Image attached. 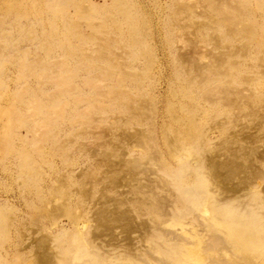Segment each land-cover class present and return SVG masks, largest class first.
<instances>
[{
    "label": "rangeland",
    "instance_id": "rangeland-1",
    "mask_svg": "<svg viewBox=\"0 0 264 264\" xmlns=\"http://www.w3.org/2000/svg\"><path fill=\"white\" fill-rule=\"evenodd\" d=\"M261 99L264 0H0V264H249L210 229L204 164L264 133ZM239 175L215 197L249 210Z\"/></svg>",
    "mask_w": 264,
    "mask_h": 264
},
{
    "label": "bare ground",
    "instance_id": "bare-ground-1",
    "mask_svg": "<svg viewBox=\"0 0 264 264\" xmlns=\"http://www.w3.org/2000/svg\"><path fill=\"white\" fill-rule=\"evenodd\" d=\"M222 15V14H221ZM221 19H225L224 22H228V24L230 25H235V23L231 22L229 17L227 16H223V18L221 17ZM213 26V25H212ZM237 27V26H235ZM241 28V31L245 32V33H249V29L248 28H244V27H240ZM218 60V59H217ZM220 60V59H219ZM223 60V59H222ZM222 61H219V63H221ZM221 66V65H220ZM197 70V69H196ZM223 71V70H220V72ZM199 72V70H198ZM197 72V73H198ZM218 72V73H220ZM201 73L203 72H199V74L201 75ZM225 73H226V70H225ZM201 78H204V77H201ZM249 79V78H248ZM204 80V79H203ZM244 80V79H243ZM242 80V81H243ZM246 80V79H245ZM247 81V80H246ZM248 83V82H247ZM244 89V88H243ZM246 89V88H245ZM244 89V91H241V92H245L246 90ZM248 92H252V91H249V88H247ZM206 92V91H205ZM234 92H237L234 90ZM239 92V91H238ZM240 92V94H241ZM243 94V93H242ZM245 94V93H244ZM231 95H235L234 93L228 91L227 89H225L224 87H222L221 89L219 87H214V88H211L209 90H207L206 92V101H211L212 103L213 102H218V103H222V105H246V104H249L248 103V100H249V94L246 92V95H243L242 97H240L239 99H241V103L238 102V100H234L232 99ZM251 95V93H250ZM262 102H264V99L262 100ZM210 103V102H209ZM250 106V105H249ZM263 108V107H262ZM252 115L249 114L247 117L249 119L246 120L248 121L249 125H250V122L251 121H254L256 119V114L254 113L253 110H250ZM261 112V110H260ZM259 112V114H260ZM262 113V112H261ZM246 117V116H245ZM245 121V122H246ZM225 123V122H223ZM223 123L219 124L218 125V128H221L223 126ZM246 125V123H243ZM252 125V124H251ZM248 126V124H247ZM247 126H246V130L247 129ZM258 126H260L261 130L264 131V125H261V124H258ZM242 127V126H241ZM240 126L238 127L239 129H243V130H238V131H244L245 132V128L243 126V128H241ZM237 128V129H238ZM249 128V133H251L252 131L250 130V127ZM190 130V129H189ZM260 130V131H261ZM251 131V132H250ZM241 132H239L238 134H240ZM243 132V133H244ZM247 132V131H246ZM245 132V133H246ZM132 133V132H131ZM129 134V135H132L133 134ZM244 133V134H245ZM113 134V133H112ZM127 134V133H126ZM234 134V133H233ZM236 134V133H235ZM234 134V135H235ZM242 134V135H244ZM248 134V133H247ZM237 135V134H236ZM241 135V134H240ZM114 136V134H113ZM128 137V136H127ZM245 137H246V134H245ZM264 137V133H262L261 136H257V137H253V135L249 134V147L247 145V147L249 149H247L246 147L243 149L244 146H240L238 145V148L240 149H237L235 148L234 151H231L229 150L227 147H229L230 145V148L232 149V147H235L236 145L235 144H232V143H237V139L234 140V136H231L229 137L228 139L224 140L223 143H222V148L220 147V151H222L225 155H226V159H224V157L222 159H220V157H218V154L221 155L222 152H219L217 153V156L216 154H213V155H210V156H207L206 158V163L204 164L205 168L207 169V172L208 174L212 177V179L214 180L212 184L215 185V187L217 185L221 186L222 187V184H225L226 181H229L231 179L238 181L236 176H241L239 175V173L241 174L243 172V174L245 173V176L246 178L248 179L247 181H249V193H251L252 195L249 196V210L247 209H238V208H233V207H230L228 204H225V203H220L217 201L216 197H215V193H216V190H215V187L210 189L209 186L210 184L209 183H206V189H207V198L209 199V211L211 212V214L213 215V218L211 219V224H210V229L212 230L213 233H216V232H220V233H223V235L225 236L224 238H226L228 240V242H232L233 244V248L237 251H240L241 253V259L242 260H246L247 257L249 256V264H257L259 263L260 261L264 260V141L261 140L260 138ZM134 138V137H133ZM140 138L138 137V140ZM244 139V138H243ZM131 140V139H130ZM242 140V139H241ZM127 141V140H126ZM129 141V140H128ZM127 141V142H128ZM136 141V139L134 140ZM133 141V142H134ZM245 141V140H243ZM247 140L244 142H240L239 140V143L241 145V143L243 144H247L246 143ZM138 143V142H137ZM257 143H260L262 147L260 149V147H258L256 144ZM142 144V142H141ZM238 144V143H237ZM140 145V144H139ZM137 145V146H139ZM231 145H233L231 147ZM142 146V145H141ZM140 147V146H139ZM247 149V150H246ZM233 150V149H232ZM235 153V154H234ZM238 153V154H237ZM241 155V156H240ZM216 157H218L219 160H216ZM224 156V155H222ZM236 156H240L239 159H237L238 157ZM109 159V157H108ZM135 160V159H134ZM258 160H260L262 163H260ZM111 162V160H108ZM119 162L120 160H116V162ZM122 161V160H121ZM120 161V162H121ZM123 162V161H122ZM120 163L119 165H122V164H127L125 161V163ZM134 162V161H133ZM113 163V162H111ZM115 163V162H114ZM135 165H136V168L135 171H139L138 167L141 165L139 164L137 161H135ZM138 163V165H137ZM153 163V162H152ZM260 163V164H259ZM118 164V163H117ZM130 164V163H129ZM258 164V165H257ZM109 165V164H108ZM111 165H114V164H111ZM116 165V164H115ZM118 165V166H119ZM131 165V164H130ZM129 167L133 168V166H130ZM135 167V166H134ZM142 166H140V169L143 170L144 168H141ZM129 168V169H130ZM138 168V169H137ZM120 169V168H119ZM128 169V168H127ZM133 169V170H134ZM132 170V169H130ZM132 170V171H133ZM140 170V171H141ZM145 170V169H144ZM134 171V172H135ZM148 171V170H146ZM145 171V172H146ZM183 173H191L189 170H182ZM144 171H142L143 173ZM141 173V172H140ZM150 173V172H149ZM152 173V172H151ZM206 173V172H205ZM204 172H202V176L205 175ZM137 174V172H136ZM237 176V177H238ZM244 176V177H245ZM244 178V179H246ZM133 179V178H131ZM239 179V178H238ZM234 180V181H235ZM242 180V179H241ZM195 181V180H194ZM235 181V182H236ZM196 183H199L196 182ZM245 183V182H244ZM112 185V182L110 183ZM116 184V181L115 183ZM236 184V183H235ZM239 185L242 184V182L238 183ZM246 184V183H245ZM244 184V185H245ZM248 184V183H247ZM113 187V185H112ZM226 187V186H225ZM237 187V186H236ZM241 187V186H240ZM247 187V186H246ZM234 188V187H233ZM235 189V188H234ZM243 189V188H242ZM241 189V190H242ZM232 190V189H231ZM230 192V190H228ZM234 192V191H233ZM239 192V191H238ZM102 196V195H101ZM100 196V197H101ZM102 197H106L105 195L102 196ZM100 202H102L101 200H103L104 202H106L105 200L106 199H99ZM112 200V199H111ZM110 200V201H111ZM114 201V200H113ZM116 202V201H115ZM163 203V202H162ZM165 203V202H164ZM105 204V203H104ZM113 205V203H111ZM107 207V205L105 204L104 207ZM162 206V205H161ZM164 206V205H163ZM191 206V205H190ZM103 208V207H102ZM101 208V209H102ZM164 209H166L165 207H163ZM191 210H195V207L191 206L190 207ZM113 209V207H112ZM187 209H189V207H187ZM55 210V213H56V209ZM111 210V209H110ZM106 211V210H105ZM164 211V210H163ZM59 212V210L57 211ZM60 212H62L60 210ZM60 212L57 213L59 214L58 216L62 217V215H60ZM97 212V211H96ZM63 213V212H62ZM98 213V212H97ZM100 213V212H99ZM116 213V212H115ZM56 214V215H57ZM108 214V213H107ZM164 214V213H163ZM166 214V213H165ZM109 215V214H108ZM116 215V214H115ZM129 215V214H128ZM167 215V214H166ZM57 216V217H58ZM104 216V215H103ZM117 216V215H116ZM108 217V216H107ZM109 218V217H108ZM113 218V217H112ZM115 218V217H114ZM120 218H123V215L120 214L119 215V219ZM117 219V218H116ZM118 219V220H119ZM114 220V219H113ZM120 221V220H119ZM132 221V220H131ZM75 222V221H74ZM103 222V218H99L98 220V226L99 228L101 227L100 226V223ZM110 222V221H109ZM114 222V221H113ZM121 222V221H120ZM108 223V222H107ZM115 223V222H114ZM127 223V221H126ZM77 224V223H76ZM95 225V224H94ZM103 225V223H102ZM141 225V224H140ZM107 227V226H106ZM129 227V226H128ZM110 228L107 227V229ZM121 228V227H120ZM97 229V228H96ZM95 229V231L97 232V230ZM101 229V228H100ZM99 229V230H100ZM78 230V229H77ZM101 230H104V229H101ZM80 231V230H79ZM78 231V232H79ZM135 231V230H134ZM100 232V231H98ZM95 233L94 234L92 233V235L94 237L96 236H99V233ZM103 232V231H101ZM80 233V232H79ZM104 233V232H103ZM166 239L164 240L166 243H168V241H170L167 237L168 235L167 234H164ZM194 237V235H190L189 236V239L188 238H185V237H179V238H174L173 240H175V244H177V247L176 246H170L168 247L167 244H163L165 246V252L167 253V255L169 257H172L171 253L173 252V250H175L176 248H185L187 247L185 244H190V239L192 240ZM198 238V237H197ZM200 239V238H199ZM40 240V239H39ZM44 240V239H42ZM41 240V241H42ZM40 241V242H41ZM91 242V241H90ZM94 242V241H93ZM212 242L213 244H219V242H222V239L221 237L219 236H214L212 238ZM39 243V242H38ZM43 243V242H41ZM39 243V244H41ZM200 243V240L199 242ZM38 244V245H39ZM244 244H248L249 245V248H245L244 247ZM42 246V245H41ZM40 247V246H39ZM189 248V247H187ZM44 254V253H42ZM190 254V253H189ZM91 256V261H90V264H97L99 261H102L103 260V257H100L99 254H93L91 253L90 254ZM174 256V255H173ZM43 257V256H42ZM167 259H169L168 257L166 256H163ZM193 257V258H192ZM199 257V253L195 256L194 254L191 255L190 257H188L189 259L187 260L186 264H192V263H195L196 261H198ZM244 258V259H243ZM45 259V258H44ZM177 260V258L175 259ZM49 261V259L47 260ZM194 261V262H193ZM51 262V261H50ZM49 262V263H50ZM47 263V262H46ZM48 264V263H47ZM53 264V263H52ZM229 264V263H227ZM230 264H235V263H230Z\"/></svg>",
    "mask_w": 264,
    "mask_h": 264
}]
</instances>
